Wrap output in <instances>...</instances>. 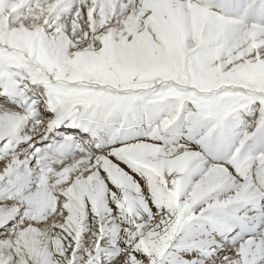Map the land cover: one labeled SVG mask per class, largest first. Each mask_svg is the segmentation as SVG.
<instances>
[{"label":"snow or ice","instance_id":"obj_1","mask_svg":"<svg viewBox=\"0 0 264 264\" xmlns=\"http://www.w3.org/2000/svg\"><path fill=\"white\" fill-rule=\"evenodd\" d=\"M0 264H264V0H0Z\"/></svg>","mask_w":264,"mask_h":264}]
</instances>
